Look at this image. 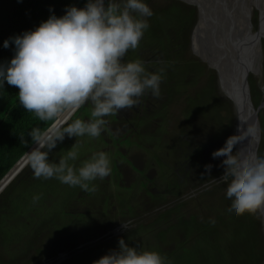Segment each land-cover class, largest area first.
I'll list each match as a JSON object with an SVG mask.
<instances>
[{"label": "clouds", "instance_id": "clouds-1", "mask_svg": "<svg viewBox=\"0 0 264 264\" xmlns=\"http://www.w3.org/2000/svg\"><path fill=\"white\" fill-rule=\"evenodd\" d=\"M49 12L34 29L4 40V48L14 45V55L0 63V89L5 81L16 86L19 104L41 121L92 105L89 120L77 118L55 133L36 127L28 132L31 141L23 135L20 141L34 144L27 157L36 178H55L95 191L90 182L112 172L106 152L93 153L78 168L70 163L78 158L75 145L58 162L49 154L66 135L99 137L108 124L105 117L133 109L146 95H161L165 68L149 71L143 60L123 61L130 49L139 47L150 27L147 18L154 13L146 0H86L83 7L66 6L61 16L51 7ZM235 149L229 137L211 155L223 157V173L214 180L226 185L229 212L240 216L264 207V155L253 152L241 158ZM212 167L205 165L208 173ZM38 200L39 196L33 197L34 203ZM122 227L128 230L129 224ZM93 264H165V258L155 250H138L120 237L117 247Z\"/></svg>", "mask_w": 264, "mask_h": 264}, {"label": "rangeland", "instance_id": "rangeland-1", "mask_svg": "<svg viewBox=\"0 0 264 264\" xmlns=\"http://www.w3.org/2000/svg\"><path fill=\"white\" fill-rule=\"evenodd\" d=\"M146 2L154 14L147 18L150 27L143 36L144 40L148 41L152 37L154 41H157L162 38L164 25L165 30L168 29L171 32L173 24L169 25L168 23H174L180 28L182 26L185 28L189 23L185 19L181 7L170 9V3L177 5L181 3V6L186 8L180 0H146ZM257 18L258 11L254 7L249 16V27L252 30H256ZM259 45L262 49L264 77V38L260 39ZM161 46L166 48L164 39L161 40ZM189 68L191 67L188 64L174 66L173 75L179 78L184 70ZM192 68L194 69L195 66ZM247 80L251 99L254 105H257L261 97L260 87L253 74L249 73ZM208 83L202 81L199 86L194 85L195 94L187 104L182 105L178 101L175 102V112L178 113L176 119L179 121L183 116L182 107L186 105L188 112L199 114L213 124H219L221 122L219 111L224 112L226 109L230 116V137H232V143L235 144L233 106L229 100L222 97L220 89L216 88V91L217 80L215 84ZM207 84L208 86H206ZM188 88L191 93V85H188ZM220 98L225 101V107L222 106ZM91 108L90 103L85 104L75 114L73 113L74 115L72 114L61 127L65 124L67 126L77 118L85 120ZM258 118L260 136L257 154L264 155L263 108L259 109ZM105 141L107 143L98 140V137L68 138L66 135L65 139L59 142L49 154V159L52 161L59 152L66 151L62 155H57L59 160L75 145L78 158L70 163L74 164L76 168L80 167L93 153L99 151L106 152L110 156L112 164L116 158L111 150L113 142L110 145L108 139ZM123 144L128 146L129 142ZM142 149L144 150V147ZM163 170V167L159 168V171ZM215 172L213 177L222 175L223 168L219 169V172L216 169ZM202 177L200 180L204 181L212 178V176L206 177V175ZM113 178L114 170L107 177L106 182L110 186L105 187L104 198H112L114 202L116 201L117 208H122L127 199L132 198L136 204L133 211L128 209L127 212L122 210L113 212L114 209L108 204V212L105 214L104 211H99V205L103 206V199L98 193L95 192L94 195L93 192L87 197L86 195L90 191H83L79 186H69L55 178L48 179L46 183L43 182L49 187V189L44 188L46 190L42 189L40 185H29L31 188L29 190L18 189L17 198L15 196L16 199H13L11 205L7 206L10 213L0 216V264H22L29 261L36 248L41 245H45L46 250L35 264H93L109 250L116 248L120 237H123L128 243L134 244L138 250L160 252L162 249L165 264H230V261L232 264L234 260L235 264H264V252L261 249V246L264 247V233L260 215L257 209L252 213L240 216L231 214L229 212L230 202L225 196V184L217 181L216 184L204 191H195L190 196L187 193L179 197L160 194L154 204H157L155 209L159 210H155L151 214L153 218H149L147 213L139 215L133 212L139 211L142 206L150 202L152 194L146 191L143 192L145 197L139 198L140 200L134 199L132 189L123 191L122 188L116 187L112 182ZM100 180H106V177L104 179L97 178L92 183L97 184ZM34 196H39V200L35 203L33 202ZM80 196L85 197L88 206L96 204L98 210H94V212L83 208L86 205L81 204ZM84 210L87 212L78 215ZM248 218L250 221H246V223H253L255 230L254 228L245 229L244 219ZM123 222L129 224L128 230L123 228L119 233L111 236V231L115 226ZM196 222L208 223L203 231L207 235L206 239H196V235L194 237L193 234L203 230ZM90 243L92 244L90 245ZM251 249L254 250V255L249 253ZM78 250L79 252H77ZM63 253L67 256L58 262L57 260ZM72 259L73 261H71Z\"/></svg>", "mask_w": 264, "mask_h": 264}, {"label": "flooded vegetation", "instance_id": "flooded-vegetation-1", "mask_svg": "<svg viewBox=\"0 0 264 264\" xmlns=\"http://www.w3.org/2000/svg\"><path fill=\"white\" fill-rule=\"evenodd\" d=\"M183 5L186 8H183L181 3L180 5L170 3L169 6L170 9L182 8L184 17L189 22L185 28L168 23L173 24L171 32L168 29L165 30L164 25L162 38L157 41H154L152 37L148 41L142 38L139 47L130 49L123 58L124 62L143 60L149 71L165 68L161 82V95L158 98L146 95L133 109L121 110L105 117L108 121L106 130L98 137V140H102L103 143H107L105 139L109 140L110 145L113 142L111 150L116 158L111 166L114 170L112 182L115 186L122 188L123 191L132 189L134 199L145 197L143 192L146 191L152 194L150 202L142 206L139 211L133 212L139 215L147 213L149 218H153L151 214L159 210L155 209L157 204L154 205L158 195L179 197L187 193L190 196L195 191H204L203 188L208 185L206 184L208 181L221 175L213 177L216 169L219 172V169L223 168L221 166L223 157L214 159L211 154L221 148L230 137V116L226 109L224 112L219 111L221 120L219 124H213L199 114L188 112L186 105L182 107L183 116L179 121L176 119L178 113L175 112V102L187 104L195 94L194 85L199 86L202 81L209 82L208 84L211 82L215 84L216 80L218 82L216 71L209 68L192 51V29L199 16L197 8L185 3ZM162 39L165 40L166 48L161 46ZM186 64L191 68L184 70L179 78L175 77L174 66ZM193 66H195L194 69ZM188 85H191V93ZM216 88L219 90L218 84ZM221 95L224 96L222 93ZM221 101L224 106L225 101L222 99ZM90 113L85 121L90 119ZM124 142H129L128 146H125ZM207 164L213 166L210 173L205 169ZM160 167L164 168L162 172L159 171ZM203 175L212 176V178L200 180ZM106 181L107 177L106 180H100L97 184L90 182L91 186L95 185V191L87 192L88 195L85 192L87 197L93 192L94 195L96 192L102 197L103 206L99 205V211L107 214L108 204L114 209L113 212L117 210L127 212L128 209L133 211L136 204L132 198L127 199L122 208H117V203L112 198H104L105 187L110 186ZM210 186L212 185L208 187ZM79 199L81 204L86 205L82 207L88 208V211L98 210L96 204L88 206L84 196H80ZM87 210L78 215L86 213Z\"/></svg>", "mask_w": 264, "mask_h": 264}, {"label": "water", "instance_id": "water-1", "mask_svg": "<svg viewBox=\"0 0 264 264\" xmlns=\"http://www.w3.org/2000/svg\"><path fill=\"white\" fill-rule=\"evenodd\" d=\"M82 1V0H81ZM185 4L197 8L198 19L192 30V51L209 68L216 71L220 92L231 102L235 113L234 140L235 151L241 158H247L250 153H257L260 136L258 111L264 109V86L258 85L261 97L257 105H254L248 84V60L253 50L252 46L258 36L254 37L261 24L260 11L262 12V23L264 22V0H253L260 6L256 30L249 27V16L243 21L242 13L248 0H180ZM83 2L79 7H83ZM240 13V14H239ZM241 16V21L237 19ZM259 45V40L256 43ZM198 50L201 54H197ZM249 52V53H248ZM248 55V59L244 56ZM241 111L242 116L239 115ZM55 120L45 130L47 132ZM255 133L253 137L252 133ZM32 144L12 167L0 179V192L16 177L29 163L27 152L31 151ZM24 162L15 168L20 160ZM15 168V169H14ZM216 178H219L216 177ZM2 182V183H1ZM211 179L203 189L209 185L216 184ZM264 233V207L257 209ZM126 223V222H123ZM123 229L122 223L111 231V236L116 235ZM93 242V241H91ZM92 243H90L91 245ZM83 249V248H82ZM76 252V251H75ZM79 252V250L77 251ZM66 254H62L57 260L61 261Z\"/></svg>", "mask_w": 264, "mask_h": 264}, {"label": "trees", "instance_id": "trees-1", "mask_svg": "<svg viewBox=\"0 0 264 264\" xmlns=\"http://www.w3.org/2000/svg\"><path fill=\"white\" fill-rule=\"evenodd\" d=\"M82 2L85 4L86 0H0V63L9 61L14 55V45H10L9 48L3 47L5 39L37 27L51 14L49 12L50 7L57 16H61L64 14L66 6L76 5L79 7ZM18 91L19 89L16 86L9 85L7 81H5L4 89H0V179L32 145L31 142L29 144L21 143L20 136L23 135L25 140L31 141V137L28 135L31 129L38 127L45 131L55 120L41 121L34 113L25 110L19 104ZM65 152L61 151L58 154L62 155ZM57 155L52 161L58 162ZM43 182H48V179L36 178L29 163L0 193V216L10 213L7 206H10L17 198L18 189L29 190L31 189L29 185H40L42 189H49ZM246 221H250V218L244 219L245 229L254 228L255 230L253 223H246ZM198 224L200 227H197L203 230L193 234L194 237L196 235V239H206L207 235L203 231L208 226V223ZM258 235L260 237V233ZM261 249L264 252V247L261 246ZM45 250V245L39 246L31 259L22 264H35L43 256ZM160 252L163 256L162 249ZM249 253L251 255L255 254L253 249L249 250ZM232 264H235V260Z\"/></svg>", "mask_w": 264, "mask_h": 264}, {"label": "bare ground", "instance_id": "bare-ground-1", "mask_svg": "<svg viewBox=\"0 0 264 264\" xmlns=\"http://www.w3.org/2000/svg\"><path fill=\"white\" fill-rule=\"evenodd\" d=\"M247 6L245 5L243 13H242V18L243 21H246L247 16H250L251 10L252 8H256L257 10L260 11V6L257 3H253V0H248ZM261 11H260V17H261V24L260 27L257 29L256 33L254 34L255 36H258L255 43H253L252 46V51L249 54L250 55V59L248 60V65L245 64V66H248L249 69L247 70L248 74L251 73L255 76L257 82L261 85L264 86V82H263V70H262V49L261 46H258L256 43L257 41L261 38H264V22L262 23V15H261ZM240 14V13H239ZM238 20L241 21V16L237 17ZM193 33V32H192ZM261 43V42H260ZM192 44V42H191ZM197 54H201L198 50H196ZM249 53V52H248ZM246 57V59L244 58V60H247L249 57L247 54L244 55ZM73 114V112H66L64 114H62L61 116L55 118V122L53 123V125L49 128V130L47 132H51V133H55L57 129H59L61 127V125L67 121V119ZM239 115L242 116L241 111L239 112ZM27 157V155H26ZM24 162V158L22 160L19 161V163L15 166V168H18L21 166V164ZM14 168V169H15ZM2 183V182H1Z\"/></svg>", "mask_w": 264, "mask_h": 264}]
</instances>
